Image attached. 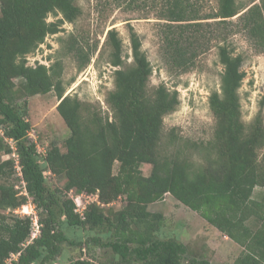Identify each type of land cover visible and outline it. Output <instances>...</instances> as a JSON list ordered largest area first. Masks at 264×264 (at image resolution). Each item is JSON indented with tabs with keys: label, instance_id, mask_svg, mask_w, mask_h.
<instances>
[{
	"label": "trees",
	"instance_id": "1",
	"mask_svg": "<svg viewBox=\"0 0 264 264\" xmlns=\"http://www.w3.org/2000/svg\"><path fill=\"white\" fill-rule=\"evenodd\" d=\"M256 1L238 8L237 0H218L216 11L201 15L185 0H173L161 14L167 20L162 24L167 63L187 72L216 40L224 66L221 90L209 98L214 134L205 145L194 142L190 148L188 143L177 146L174 131L165 140L164 118L179 106V91L165 83L150 86L153 67L133 27V62L116 69V87L107 96L111 118L77 96L65 95L60 62L28 63V54L49 34L77 19L81 10L75 0H0V153L9 155L0 158V264H48L65 242L81 250L93 243L109 247L112 257L102 264H212L191 256L188 244L177 237L161 236L166 216L150 205L167 193L243 248L232 264H264V164L259 160L264 121L261 113L249 124L243 119L239 90L246 76L244 58L234 53L225 31L242 11L241 25L264 51V0ZM51 14L57 18L49 20ZM202 19H217L215 29ZM107 35L110 60L121 66L123 40L116 28ZM94 51L76 47L75 55L86 65ZM53 90L69 135L62 145L52 141L41 150L30 138L28 97ZM143 164L152 166L150 174ZM18 166L26 193L20 194L12 182ZM50 172L66 178L64 188L50 185ZM257 186L263 188L259 193ZM71 189L98 197L84 216L76 211ZM120 197L124 204L119 209L105 208ZM30 198L38 213L34 237L31 216L10 214ZM85 230L87 238L78 239ZM69 264L99 263L80 257Z\"/></svg>",
	"mask_w": 264,
	"mask_h": 264
},
{
	"label": "rangeland",
	"instance_id": "2",
	"mask_svg": "<svg viewBox=\"0 0 264 264\" xmlns=\"http://www.w3.org/2000/svg\"><path fill=\"white\" fill-rule=\"evenodd\" d=\"M185 1L199 9L201 15L216 11L218 7V0ZM237 1L240 8L251 0ZM75 3L81 10L77 19L73 22L65 21L61 31L49 34L34 52L28 54V63L33 66L39 63L50 66L56 61L60 62L62 78L66 85L65 95L77 96L104 113H109L112 118L107 96L116 87V69L133 62L131 43V27H133L139 33L143 49L153 67L150 86L165 83L170 89L179 91V106L164 118L165 140H169L171 132L174 131L177 146L188 143V146L193 148L194 142L205 145L212 138L215 126L209 98L213 91L221 90V74L224 69L219 60L217 41L213 40L208 49L197 57L196 64L191 70L180 72L167 63L162 50V24L167 20L162 18L161 14L172 5L173 0H75ZM241 13L242 11L233 17L234 24H230L225 31L228 33V42L234 53L241 54L244 58L243 70L246 76L239 92L242 116L249 124L258 113H261L264 121V51L256 48L254 41L241 25L238 19ZM56 18L51 14L49 20ZM216 20L202 19L203 22L212 23L208 26L210 29H215ZM111 28H116L123 40L125 62L121 66H115L110 60L111 47L107 34ZM76 47H83L86 51L95 49L89 63L82 64V60L75 55ZM58 103L59 99L54 90L47 94L28 97V117L32 123L30 138L41 150H45L52 141L62 145L63 140L69 135V129L57 109ZM191 151L195 152L194 149ZM0 158L6 159L9 155L0 153ZM259 160L264 164V148L259 151ZM118 167L117 162L116 172ZM151 168L150 164L142 165L146 175L150 174ZM20 175L18 170L12 182L16 183L21 194L26 193V190ZM48 180L51 186L61 189L66 182L64 176L51 172ZM262 190L263 188L257 186V193ZM68 193L71 197L78 195L72 189ZM83 196L90 203L98 199L94 194L84 193ZM123 204L124 199L120 197L105 208L119 209ZM150 209L161 211L166 216L161 236L177 237L188 244L191 256L210 260L212 264H232L243 250L239 244L206 221L199 212L181 203L171 193H167L163 200L151 204ZM9 212L10 210L6 211ZM10 214L31 216L34 222L33 232H38L35 225L38 213L31 198L28 203ZM64 227L68 233L67 227ZM86 232L85 230L80 233L78 239L84 236L87 238ZM80 257L92 258L102 264L112 257V251L109 247H100L94 243L91 244V248L86 247L81 250L80 247L65 242L60 255L48 264H69L70 259Z\"/></svg>",
	"mask_w": 264,
	"mask_h": 264
},
{
	"label": "built area",
	"instance_id": "3",
	"mask_svg": "<svg viewBox=\"0 0 264 264\" xmlns=\"http://www.w3.org/2000/svg\"><path fill=\"white\" fill-rule=\"evenodd\" d=\"M14 156H16V154H13ZM18 170H19V173H21L20 171V167L18 166ZM73 191V190H72ZM84 193L82 194H78L76 197H72L75 202L77 201V207H76V211H78L82 216H84V210L86 209L87 205L90 203L89 201H87L85 198H84ZM77 198L79 200H77ZM86 200V201H85ZM35 225L37 226L38 228V232H33V236H36L38 233H39V224H38V219H36L35 221Z\"/></svg>",
	"mask_w": 264,
	"mask_h": 264
},
{
	"label": "crops",
	"instance_id": "4",
	"mask_svg": "<svg viewBox=\"0 0 264 264\" xmlns=\"http://www.w3.org/2000/svg\"><path fill=\"white\" fill-rule=\"evenodd\" d=\"M226 236V235H225ZM226 237H228V236H226ZM229 238V237H228ZM233 241V240H232Z\"/></svg>",
	"mask_w": 264,
	"mask_h": 264
}]
</instances>
